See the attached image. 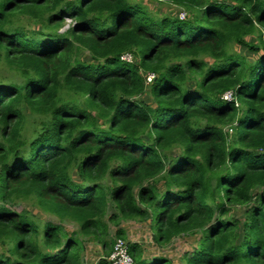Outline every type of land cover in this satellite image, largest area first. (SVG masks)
I'll use <instances>...</instances> for the list:
<instances>
[{
    "label": "trees",
    "instance_id": "obj_1",
    "mask_svg": "<svg viewBox=\"0 0 264 264\" xmlns=\"http://www.w3.org/2000/svg\"><path fill=\"white\" fill-rule=\"evenodd\" d=\"M148 1L185 18L143 0H0V264H84L85 243L110 264L116 238L134 264H172L123 223L161 248L199 235L183 264H264V0Z\"/></svg>",
    "mask_w": 264,
    "mask_h": 264
},
{
    "label": "rangeland",
    "instance_id": "obj_2",
    "mask_svg": "<svg viewBox=\"0 0 264 264\" xmlns=\"http://www.w3.org/2000/svg\"><path fill=\"white\" fill-rule=\"evenodd\" d=\"M145 4L149 7V9L153 11H157L159 14L171 15L174 17H181V14L184 15L183 10H179L176 7H170L168 5H158L148 0H143ZM72 25V21L70 19H65L62 27L59 30V33H63ZM252 42H256L255 38H250ZM235 51L245 55L247 58H252L254 55L252 53L247 52L245 49L241 47H234ZM87 55V54H84ZM86 59V58H85ZM135 62L136 59H135ZM144 102L153 105V98L150 96L149 93V85H147V91L145 96L140 98ZM161 185L160 190L163 189L162 182L159 183ZM17 212L27 211L31 216L37 218L38 220L45 222L51 221L54 223H58L57 219L53 216L44 213L41 211L37 206H33L29 203H20L12 207ZM232 216L240 219L241 221L244 220V209L234 210ZM148 224V223H147ZM143 228L138 227V224L134 223H123L122 227L126 231L125 237L128 241H143L141 244L143 245V250L145 252V257L150 258L154 256H164L169 259L172 264H183V257L189 253H191L194 247L197 245V240L199 235L195 236H185L174 239L168 246L163 248L156 246L154 243L151 242L149 229L145 228V224H142ZM63 226L67 231H74L76 230V226L69 224L67 222L63 223ZM148 227V226H147ZM111 231L113 233L114 228L111 227ZM85 250H84V264H96L100 256L102 255L101 249L98 245L94 243H85Z\"/></svg>",
    "mask_w": 264,
    "mask_h": 264
},
{
    "label": "built area",
    "instance_id": "obj_3",
    "mask_svg": "<svg viewBox=\"0 0 264 264\" xmlns=\"http://www.w3.org/2000/svg\"><path fill=\"white\" fill-rule=\"evenodd\" d=\"M185 15L186 13H184V15L181 14V17L179 19H184ZM121 59L129 63L135 62L134 57L129 53L124 54ZM154 77L155 76L152 73H147V75L145 76L146 85H149L153 81ZM223 98L226 100H230L231 93H225L223 95ZM108 260L110 264H134L132 257L128 253L125 241L120 238H116L114 240L112 251L108 257Z\"/></svg>",
    "mask_w": 264,
    "mask_h": 264
},
{
    "label": "crops",
    "instance_id": "obj_4",
    "mask_svg": "<svg viewBox=\"0 0 264 264\" xmlns=\"http://www.w3.org/2000/svg\"><path fill=\"white\" fill-rule=\"evenodd\" d=\"M138 227L140 228H143V225L142 224H138ZM145 228H148L147 226H145ZM149 235H150V232H149ZM130 242H139V243H142L143 241H130Z\"/></svg>",
    "mask_w": 264,
    "mask_h": 264
}]
</instances>
